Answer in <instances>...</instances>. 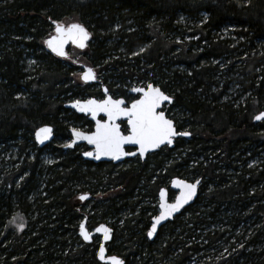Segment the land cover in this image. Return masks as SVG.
Returning a JSON list of instances; mask_svg holds the SVG:
<instances>
[{"label": "trees", "instance_id": "1", "mask_svg": "<svg viewBox=\"0 0 264 264\" xmlns=\"http://www.w3.org/2000/svg\"><path fill=\"white\" fill-rule=\"evenodd\" d=\"M180 17L193 26L173 54L166 38L177 35ZM68 20L90 32L84 51L97 74L107 71L108 90L120 94L152 74V85L173 99L181 120L173 121L176 129L185 127L189 138H176L173 148L144 161L125 160L134 165L116 172L111 163L84 160L78 149L85 146H58L70 140L68 125L91 129L64 102L101 97V90L71 78L67 57L45 47L53 21ZM225 28L233 40L222 38ZM233 87L241 95L228 100ZM261 110L264 0H0V264H101L95 237L83 242L78 227L84 217L92 229L109 215L116 220L106 250L124 264H264V121L252 122ZM45 124L54 139L39 148L33 132ZM45 149L53 154L50 164L41 162ZM172 177L200 180L197 197L148 241L145 208L131 213L141 188L155 200ZM84 192L90 197L81 201ZM98 193L97 215L88 216L84 207ZM120 207L130 210L122 220ZM15 218L21 231L13 229Z\"/></svg>", "mask_w": 264, "mask_h": 264}, {"label": "snow or ice", "instance_id": "2", "mask_svg": "<svg viewBox=\"0 0 264 264\" xmlns=\"http://www.w3.org/2000/svg\"><path fill=\"white\" fill-rule=\"evenodd\" d=\"M55 31L58 34L57 37L46 41L48 46L57 53V55H64L63 44L66 40L70 39L75 43H78L79 47H84V41L88 38V33L82 25L71 24L67 27L56 23ZM82 79L86 82L91 79H95V74L92 69H87L83 75ZM134 92L142 93L140 99L134 100L131 107H122L124 104L123 100H112L109 97L107 100L96 102L95 100H89L86 105L81 106L80 110H89L92 112L93 117L96 113L104 112L108 116V122L101 123L97 121L96 131L91 135H85L75 129H73V134L77 138L86 139L88 143L94 144L97 149V157L100 155H111L114 159H119L121 155H134L135 153H125L123 152L122 145L124 144H135L139 145L140 155L143 156L146 151L150 148H157L162 144H171L172 137L180 135L187 136L189 133L180 132L177 133L173 121L167 119L164 111L158 110L165 101L171 100V98L165 95L159 87H154L152 84L147 85V89L144 88H134ZM79 101L76 102L74 107L79 105ZM121 116L127 118L128 131L127 136L122 135L120 132V125L115 123V120ZM255 119H264V113L256 116ZM51 129L43 128L37 133V139L43 142V139H47L50 134ZM41 133H43V138H41ZM85 155H92V153H85ZM175 185L183 188L181 197L177 198V202L173 205L161 204L163 209L161 216L157 218L156 222L167 215H170L172 211L179 210L184 203H187L196 192V185L199 183L197 181L195 184H188L184 181H174ZM165 193L161 190V199L163 200ZM81 201L87 199V195H81L79 197ZM153 231L156 228V223L152 225ZM81 235L85 240H89L90 236L85 230L84 224L80 225ZM103 230L105 240L108 239L109 229L101 226L97 228L96 231L100 232ZM149 237L152 236V231L148 233ZM105 248L103 245L99 249V258L101 260L105 259ZM108 264H123V262L116 256H111L107 258Z\"/></svg>", "mask_w": 264, "mask_h": 264}, {"label": "rangeland", "instance_id": "3", "mask_svg": "<svg viewBox=\"0 0 264 264\" xmlns=\"http://www.w3.org/2000/svg\"><path fill=\"white\" fill-rule=\"evenodd\" d=\"M184 17H180V25H181V28L178 29V32H177V35L176 36H172L170 35L169 37L166 38V41L169 45V47H171V49L173 50V54H176L177 52H179L180 48H181V45L184 44V42H187L188 40H190V38L188 37V34L189 32L191 31V28H192V22H189L187 21L186 19L183 20ZM74 21H66L64 22V24H68V23H72ZM53 29H54V25L52 27V30H51V33L47 35V39L49 38V36L53 33ZM183 32V33H182ZM232 30L230 28H225L222 30V38H226V39H229V40H233L234 38L232 37ZM179 33H181L179 35ZM88 48V45L86 47V49ZM121 50H118L117 52H120ZM142 51V48H138V49H135V52L136 53H140ZM84 52V53H83ZM90 51H84V50H77L73 47H69L67 50H66V53H67V60H68V64H73V68H75L73 71H72V74H71V78H75L79 84L83 85V86H86L87 87V90L88 91H91V92H96L98 90H100V88L102 86H107V83H102V79H103V76L104 74H107V71H100L98 74V69L99 66L98 65H93L91 64L89 61H90ZM122 52V51H121ZM136 53H133L131 55H135ZM173 61V59H172ZM171 61V62H172ZM168 63L167 66L169 67H173L171 64L172 63ZM34 65V62L31 61V59H28L27 60V66H30L32 67ZM91 68L94 70V72L96 73L97 75V80L95 83L93 84H85L83 82L80 81V74L83 73L85 71V68ZM173 69H176V67ZM143 72V70H139L138 73H141ZM222 72V71H221ZM167 75H169L168 72H165ZM219 75V74H218ZM149 77H152V74H148V79H146V81H144L141 86L144 87V88H147V85L149 84H152V81H150ZM221 77V76H219ZM153 86L155 87H159V83H154L153 82ZM222 86V85H220ZM137 85H134L132 84L131 85V89L133 88H136ZM239 88L237 89V87H233L231 90H229L228 92H226V98L228 100H232V99H237L240 94V91L238 92ZM110 96L114 97L111 93H109ZM167 95V94H166ZM168 96V95H167ZM103 97H82L81 99H78V100H66L64 103H68V102H73V101H86V100H89V99H96V100H101ZM116 98V97H114ZM172 104V103H171ZM171 104H167V105H163L162 107V111H164L166 117L172 121H174L175 119H178V121L181 123V120H180V117H179V113L177 114V109L176 107H172ZM177 122V123H179ZM69 126V129H76V130H79V131H83V132H86V127L82 126L81 127V124L80 123H74V124H70L68 125ZM180 132H187L186 128L183 127ZM70 140H66V141H63L61 144H59L58 146L60 147H64L66 146L68 143H69ZM80 148V147H78ZM29 152H31V154L33 155L34 151L32 149H28ZM87 150V148H85V150H83L82 148L78 149V151L80 153H83ZM52 155L50 153V151L48 149H45L42 153H41V156H40V159H41V162L42 164H50L52 162ZM170 156L173 158H178V153H176V151H172L170 153ZM184 156V153L183 155ZM14 159H16V157L14 156ZM8 160L9 158L6 156L4 158V163H8ZM178 160V159H177ZM132 162H123L121 164H118L115 166L114 170H112V172H116L118 171L119 169H125L127 167H129L131 165ZM19 163H16V165H18ZM134 165V163H132ZM191 164V162L189 163ZM14 165V166H16ZM10 168V166L8 167V169ZM182 171L183 170H191V166H181L180 168ZM101 183H104L105 182V178H106V173H105V170H103L101 173ZM2 176L0 175V182H1V179ZM104 187V186H103ZM163 187V186H162ZM164 187H165V184H164ZM102 185H98L97 186V190L100 192L102 190ZM89 195L87 192H84L82 195ZM147 194V188H144L140 190V197H139V203L135 206L134 208V211L131 213L132 216H140V209L141 207H144L145 208V212L142 211V213L144 212L143 214V217L146 218H150V221H149V225H148V228L145 230V232L147 233L148 230H149V226L152 224L151 220L157 215L158 213V208H157V205H158V196H156L155 200H152V198H150ZM100 193H98L95 197V199H92L91 201H89L86 206L84 207V210L85 212L88 214V216H96L97 215V212L95 211L96 208H95V204H99L102 199L100 198L101 196H99ZM174 195L175 193H172V195L170 196V200H173L174 198ZM90 197V196H89ZM133 199V198H132ZM117 204L120 205L119 201H117ZM153 208L155 209L154 211V214H153ZM147 209V210H146ZM130 212L129 208L128 207H120V211H118V215H117V218L122 220L123 216H124V213L126 212ZM131 215H128V216H131ZM110 216V215H109ZM109 216H105V220L106 221H103L102 223L103 224H106L107 226L109 227H112V223L115 224V220H116V217H109ZM152 216V217H151ZM82 220V219H81ZM83 220L85 221V224L87 226V228L89 229V223L91 222V219H89L88 217H84ZM101 223V224H102ZM120 223H118L119 225ZM12 225H13V229L16 230V231H21V229L23 228V222L21 219L19 218H15L13 219L12 221ZM117 226V224H116ZM139 226H141V223H139ZM94 228L92 229H89V231H93ZM157 235V233H156ZM155 235V237H156ZM95 237V242L97 244H100V236H94ZM148 240V239H147ZM133 264V263H132Z\"/></svg>", "mask_w": 264, "mask_h": 264}, {"label": "water", "instance_id": "4", "mask_svg": "<svg viewBox=\"0 0 264 264\" xmlns=\"http://www.w3.org/2000/svg\"><path fill=\"white\" fill-rule=\"evenodd\" d=\"M56 23L61 24V25L65 26V27H67L68 25H71V24H79V25H82V26L84 27V29L87 31V33H88V38H87L86 41H84V44H85L84 47H79V46H78V43H75V42H73V41L70 40V39L66 40L65 43L63 44V52H64V55H57V53H56L55 51H53V49L50 48V47L48 46V44L46 43V41L52 39L53 37H57V35H58V34L56 33V31H55L56 24H53V25H54L53 33H52V34L49 36V38L46 39L45 42H44L45 47H46V49L48 50V52H49L50 54H52V55H54V56H56V57H59V58H66V57H67L66 50H67L69 47H73V48H75V49H77V50H79V51H81V50H85V49H86L87 45H88L89 42H90L91 34H90V32L87 30V28H86L83 24L78 23V22H72V23H68V24H64V23H62V22H61V23H60V22H56ZM87 69H91V68H88V67H87V68H85V71H86ZM92 70H93V69H92ZM85 71H84V72H85ZM84 72H83V73H84ZM93 72H94V70H93ZM83 73H81L80 76H79L81 82H83V83H85V84H93V83L96 82V80H97V75H96L95 72H94V74H95V79L88 80L87 82H86L85 80L82 79V75H83ZM154 87H155V86H154ZM146 89H147V88H146ZM102 92H103V94L105 95L104 98H103L102 100H100V101H99V100H96V99H89V100H95V101L98 102V103L101 102V101L107 100L110 96L107 94V90H106V87H105V86H102ZM162 92H163V91H162ZM140 94H141V96H142V93H140ZM164 94H165V93H164ZM165 95H166V94H165ZM141 96H140V98H141ZM169 97H170V96H169ZM140 98H139V99H140ZM170 98H171V97H170ZM111 99L114 100V101H115V100H122V99H113V98H111ZM89 100H86V101H79V102H80L79 105H77V106H75V107H74L73 105H75L77 101L68 102V103H65V104L63 105V108H65V109H70V110H72L74 113L86 117V118H87V119L93 124L92 130H91L90 132H83V131H79V130H77V131H79V132H81V133H84L85 135H91V134H93V133L96 131L97 121H99V122H101V123L108 122V116H107V114L104 113V112H99V111H98V112L96 113L95 117H93L91 111H89V110L81 111V110H80L81 106L86 105V102L89 101ZM172 101H173L172 98H171L170 102H169V101H165V102L161 105V108L158 109V110H161L162 107H163V105L171 104ZM131 104H132V103H131ZM131 104H130L128 107H131ZM122 107H123V105H122ZM261 113H264V110L259 111V112L253 117L252 122H253L254 124H256V123H260L261 121H264V119H261V120H257V119H255V117L258 116V115H260ZM165 116H166V115H165ZM99 117H103V120H99ZM166 118H167V117H166ZM167 119H168V118H167ZM121 120H122V121H126V123H127V118H126V117H123V116H121L120 118H118L117 120H115V123L117 124V123H118L119 121H121ZM127 125H128V124H127ZM173 126H174L176 132H177V133H180V131H178V130L176 129V126H175L174 122H173ZM43 128H49V129H51V132H50V134L48 135V138H47V139H43V142H41L40 140L37 139V133L39 132L40 129H43ZM75 130H76V129H75ZM187 133H188V132H187ZM69 134H70V141H69V143H68L66 146L63 147L64 150H66V149H73V148L76 147V146H85V147L87 148V150L81 154V157H82L84 160H86V161H91V162L94 163V164H97V163H111V164H113V165L121 164V163H123L125 160L130 159V158H135V157H137V156H138V158H139L140 161H144L147 155L156 152L157 150H159V149L162 148V147L167 146L169 149L173 148V146H174V140H175L176 138H178V137L189 138V135H190V134H189V135H187V136H180V135L174 136V137H172V143H171V144H167V143H165V144L160 145V146L157 147V148H150L148 151H146V152L144 153L143 156L140 155V152H139V145H135V144H124V145H122L123 152H125V153H135V154H134V155H121L119 159H114L111 155H100L99 158H96V157H97V149H96V146H95L94 144H90V143H88V141H87L86 139L77 138V137L73 134V129H69ZM128 134H129V131H128V133H127L125 136H127ZM122 135H123V134H122ZM41 138H43V133H41ZM33 139H34V142L37 144V146H38L39 148H43V147L47 146V145L50 144V143L53 141V139H54L53 127L50 126V125H47V124L39 126V127H38L37 129H35L34 132H33ZM126 149H133V150H132V151H126ZM85 153H92V155H90V156H89V155H85ZM174 181H184V182H186V183H188V184H195L197 181H199V183L196 185V192H195V195H194L190 200H188L187 203H184V204L182 205V207L179 208V210H177V211H172L170 215H167L165 218L161 219V220L159 221V223H157L156 220H157L158 217L161 216V213H162V211H163V209L161 208V204L163 203V204H166V205H173V204H175V203L177 202V198L181 197V195H182L183 188L180 187V186L175 185V184L173 183ZM168 186H169V189L175 193V197L173 198L172 201H168V199H167V191H166V189H165L164 187H162V188H160V189L158 190V192H157V196H158V205H157L158 213H157V215L151 220L152 224L149 226V230H148V232L146 233V237H147L148 241H152V240L155 238V235H156V233H157V231L159 230L160 227H162L163 225H165L167 222L172 221L177 215H179V214L183 211V209H185V208L188 207L189 205L193 204V202L195 201V199H196V197H197V194H198V190H199V186H200V180H195V181H193V182H190V181H186V180H184V179H181V178H179V177H172L171 179H169V184H168ZM161 190H163L164 193H165V196H164V199H163V200L161 199ZM88 198H89V195H87V199H88ZM154 223H156V228H155V230L153 231L152 225H153ZM81 224H84V226H85V230L87 231V233H88L89 236H90V239H89V240H85V239L83 238V236L81 235V230H80V225H81ZM101 226H104L105 228H107V229L110 230L109 233H108V239H107V240H105V238H104V232H103V230H101L100 232H97V231H96V229H97V228H100ZM150 231H152V236H151V237H149V235H148V233H149ZM78 234H79V237H80V238L83 240V242H85V243H90L91 240H92V238H93L94 236H100V244H99V247H98L97 252H96V258H97V260H98L101 264H108L107 258H108V257H111V256H115V255H107L106 244L109 243V242L112 240L113 230H112L111 227L107 226L106 224H103V223H102V224H98L97 226H95V228H94L93 231L91 232V231L88 230V228H87V226H86V224H85V221L83 220V221L79 224V227H78ZM101 245H103L104 248H105V254H104V255H105V259H104V260H101V259L99 258V255H98V254H99V249H100V246H101ZM116 257H118V256H116ZM118 258H119V259L123 262V264H124V260L121 259L120 257H118Z\"/></svg>", "mask_w": 264, "mask_h": 264}, {"label": "flooded vegetation", "instance_id": "5", "mask_svg": "<svg viewBox=\"0 0 264 264\" xmlns=\"http://www.w3.org/2000/svg\"><path fill=\"white\" fill-rule=\"evenodd\" d=\"M141 84L142 83H140V82H138V83H135L134 85H137V87L136 88H144V87H142L141 86ZM134 89V88H133ZM133 89H131V86H129L128 88H124L123 89V92L122 93H115L114 91H112V90H108V88H106V90H107V94L110 96V94L109 93H111L114 97H116V98H114V97H112V96H110L111 98H113V99H122L123 101H124V104H123V107H128L131 103H133V101L134 100H137V99H139L140 98V96H141V94L139 93V92H134L133 91ZM144 89H146V88H144ZM100 90H101V97H103L104 98V94H103V92H102V87L100 88ZM168 95V94H167ZM169 96V95H168ZM102 98V99H103ZM101 99V100H102ZM70 110V109H69ZM72 111V110H71ZM84 117V116H83ZM86 118V117H85ZM87 119V118H86ZM88 120V119H87ZM99 120H103V117H99ZM89 121V120H88ZM90 122V121H89ZM90 124H91V129H90V131L92 130V127H93V124L90 122ZM117 124H119L120 125V132H121V134H123V135H126L127 133H128V125H127V123H126V121H119ZM179 138V137H178ZM86 148V147H85ZM162 148H164V147H162ZM133 149H126V151H132ZM158 151V150H157ZM139 159L138 158V156L137 157H135V158H130V159ZM128 160V159H127ZM168 184H169V182H168ZM168 184L167 185H165V187H164V185H163V187L166 189V191H167V199H168V201H172V200H170V196L172 195V193H174L173 191H171L170 189H169V186H168ZM162 188V187H161ZM174 197H175V195H174ZM89 230V229H88ZM107 255H109L108 253H107Z\"/></svg>", "mask_w": 264, "mask_h": 264}]
</instances>
